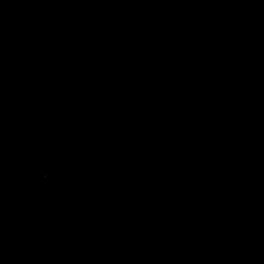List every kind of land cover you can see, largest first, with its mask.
Instances as JSON below:
<instances>
[{"label": "water", "instance_id": "95a60500", "mask_svg": "<svg viewBox=\"0 0 264 264\" xmlns=\"http://www.w3.org/2000/svg\"><path fill=\"white\" fill-rule=\"evenodd\" d=\"M0 165V242L95 217L229 141L257 142L244 264H264V0H234L159 53L90 87Z\"/></svg>", "mask_w": 264, "mask_h": 264}, {"label": "trees", "instance_id": "16d2710c", "mask_svg": "<svg viewBox=\"0 0 264 264\" xmlns=\"http://www.w3.org/2000/svg\"><path fill=\"white\" fill-rule=\"evenodd\" d=\"M41 1L46 3L45 0ZM232 1L234 0H95L94 5L96 3L97 8L107 14V20L111 19L110 21L114 22L113 34H119L118 29L121 27L119 30L125 31L129 39L118 45L97 46L86 53L66 50L67 57L56 58L51 64L57 65L61 59H65L67 72L61 70V65L54 68L44 66L41 59L37 58V51L33 46H27L24 50L34 56V62L31 58H18L19 56L9 48V41L13 39L12 47L23 49L19 45L20 36L37 28L36 26L24 27L26 23L35 21L38 17L29 1L28 5L24 6V10L12 18V24L9 27H2L0 34V165L3 160L27 144L33 136L34 126L27 119L26 112L37 122H41L53 111L90 87L181 40ZM60 14L67 17L69 27L59 31H48L59 36L67 35L71 31L74 19L65 11V8ZM140 16L142 19L145 18V23H140ZM47 21L55 25L63 23H57L51 18ZM23 28L24 31L17 38L16 35ZM53 55L50 54L47 57L51 58ZM73 58H76V61ZM23 60H27L25 65L28 68L26 69L15 64L4 66L7 61L20 63ZM99 69H108L111 73L102 75L98 80L95 79L96 81L90 75L83 80L89 82L88 86L74 91L73 87H83V82L76 83L71 75L78 71L91 74L90 72ZM2 72L6 79L2 76ZM55 79L65 82L66 90L63 94L60 83ZM38 84L48 86L47 92L35 94L34 88ZM19 85L28 90V92L25 91L30 99L28 103L22 100L24 93H20ZM69 91H73L70 97L59 102L58 99ZM15 100L19 102V105ZM262 177L263 154L260 145L248 139L229 141L208 150L176 173L108 210L100 212L95 217L51 230L49 234L89 227L108 219L109 215L115 216L116 213H120V210H124V207L135 203L147 204L146 207L138 210L139 216L147 217L148 214L153 215L157 212L162 216L163 212L170 210V199L174 195L196 208L200 202L201 207H207V202H214L216 215H210L208 219L212 222L209 226H216V228H211L210 232L221 231L225 247L231 249L236 246L240 256L236 259L237 264H243V253L237 241L240 240L239 237L241 240L245 239L259 196ZM209 213L210 205L206 211L207 215ZM158 220H153L155 231L152 232L147 231L148 225L138 229L124 222V230L119 229L104 238L101 236L99 239L91 234L88 235L89 240L85 245L94 253L85 260L88 262L82 263L218 264L214 260L213 248L204 249L205 252H203L204 250L199 249L201 243L199 242V246L196 245L186 233L179 235L173 232L168 234L164 230L157 231L155 223ZM165 229L169 230L166 227ZM36 237L41 238L43 235L35 234L7 242L14 244ZM201 246L204 247L203 244ZM207 251L210 255L206 253Z\"/></svg>", "mask_w": 264, "mask_h": 264}, {"label": "flooded vegetation", "instance_id": "af4514ba", "mask_svg": "<svg viewBox=\"0 0 264 264\" xmlns=\"http://www.w3.org/2000/svg\"><path fill=\"white\" fill-rule=\"evenodd\" d=\"M29 1L37 12L38 17L36 18L37 20L26 23L24 27L36 26L37 28L29 30L27 33L20 36L24 31L23 28L20 30L19 34L16 35L17 38L19 36L21 37L19 45H21L23 49H15L11 45L13 39L9 41V48L19 56L18 58H31V61L34 62V56L24 50L27 46H33L37 51V58L41 59L44 66L54 68L57 65H61V70L66 71L65 59H61L60 63L57 65L51 64L56 58L67 57L65 53L66 50L71 49L72 51L86 53L88 50L97 46L118 45L124 40L129 39L125 31L119 30L121 27L118 29L119 34H113L114 22L110 21L111 19L107 20V14L97 8L96 3L94 5L95 0H45L46 3L41 0H0V28L9 27L12 24V18L15 17L16 14L22 12L24 6H27ZM40 5L42 6L41 8ZM64 8L71 18L74 19V24L71 25L70 33L62 36L53 32L50 33L48 30L59 31L69 27V20L67 17L60 14ZM50 18L56 20L57 23H63L61 25H55V23L46 22V20ZM107 21L109 22L106 23ZM144 21L145 18L142 19L140 16V23H145ZM3 28L0 29V34ZM126 28L128 29V27ZM50 54L54 55L48 58L47 56ZM71 55L74 54L71 53ZM73 59L76 61V58ZM26 62L27 60H23L20 63L7 61L4 66L6 64H15L26 69L28 68V66L25 65ZM4 66H2V71H4ZM90 73L91 74L86 72L83 74V72L78 71L71 75L76 83L83 82V87L75 88L76 86H74V91L84 89L88 86L89 82H84V78H88L91 75L94 81H96L95 79L98 80L102 75H109L111 72L108 71V69H99ZM2 76L6 79L3 72ZM55 81L60 83V90L63 94L66 90L65 82L63 80L58 81L57 79H55ZM18 87H20V93H24L22 100L28 103L30 99L25 93V91L28 92V90L22 85ZM47 87L46 85L38 84L37 87L34 88V93L40 95L43 92H47ZM72 93L73 91H69L68 94L58 99L59 102L67 100ZM15 102L19 105L17 100H15ZM26 113L27 119L33 124V120H36ZM170 203V210L168 209V212H163L161 214L162 216H160L159 212L153 215L148 214L147 217L139 216L137 215L138 210L143 209L147 204L143 202L140 204L135 203L131 206L124 207L125 209L120 210V213H116L115 216L109 215L108 219L101 220L97 224L94 223L86 228H75L74 230L59 231L53 234H49L50 231H48L46 233H41V235H43L41 238L36 237L30 240H22L14 244L7 241L0 242V264H87L82 262H88L85 260L89 259L91 254L94 253L85 245L89 240L88 235L91 234L99 239H101V236L104 238L110 233L119 231V229L124 230V222H127L130 226L133 225L134 227H138V229L144 225H148L147 231L152 232L155 231L152 222L159 218L158 222L155 223L157 231L164 230L168 234L173 232L179 235L186 233L196 245L199 246V242L203 244L204 247H202L201 244L199 247L201 251L213 248L214 260H216L218 264H237L236 259L240 258L239 251L236 249L237 247L235 246V248L231 249L226 248L223 237L221 236V231L210 232L211 228H216V226H209L212 222L208 219V217H211L210 215H216L214 202H207V207H201L200 205L202 204L200 202L198 204L199 206L196 208V206H190L184 200L178 199L172 195ZM208 205H210L209 215L206 214ZM119 217H124L125 219L122 220ZM121 223H123V225H121ZM114 224L116 225L114 226ZM165 227L169 230H166ZM239 238L240 240L237 242L243 253L242 258H244L245 239L241 240V237ZM203 252H205V250ZM206 253L210 255L208 251ZM89 264L96 263L90 262Z\"/></svg>", "mask_w": 264, "mask_h": 264}]
</instances>
